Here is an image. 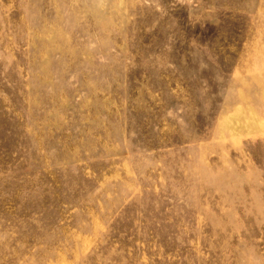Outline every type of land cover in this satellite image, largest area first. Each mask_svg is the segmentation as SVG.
Here are the masks:
<instances>
[{"label": "rangeland", "instance_id": "obj_1", "mask_svg": "<svg viewBox=\"0 0 264 264\" xmlns=\"http://www.w3.org/2000/svg\"><path fill=\"white\" fill-rule=\"evenodd\" d=\"M0 264H264V0H0Z\"/></svg>", "mask_w": 264, "mask_h": 264}]
</instances>
